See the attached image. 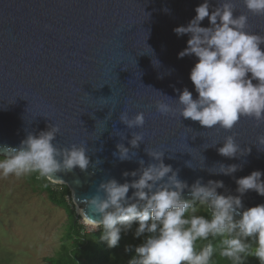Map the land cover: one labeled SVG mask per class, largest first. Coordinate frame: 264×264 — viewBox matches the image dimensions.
Returning <instances> with one entry per match:
<instances>
[{"label":"water","instance_id":"1","mask_svg":"<svg viewBox=\"0 0 264 264\" xmlns=\"http://www.w3.org/2000/svg\"><path fill=\"white\" fill-rule=\"evenodd\" d=\"M201 3L0 0V145L18 146L28 132L38 134L49 124L60 129L53 141L58 148L83 145L90 159L87 171L75 168L58 174L62 179L48 180L68 188L75 209L83 207L80 198L96 193L101 180L115 178L123 183L133 179L122 173L137 169L139 159L145 164L151 161L145 148L164 152V163L178 169L179 178L189 185L197 178L203 183L221 180L225 188L218 192L238 195L235 178L260 170L264 180V150H258L264 146L256 140L264 134V123L241 117L229 131L206 129L178 112L161 114L156 109L158 99L176 106L156 90L173 99L179 94L174 89L185 87L194 99L198 95L189 78L197 58H178L188 35L177 36L173 29L186 25ZM210 3L215 6L216 0ZM235 3L234 15L245 12L249 17L247 30L264 35V16L248 13L242 0ZM201 26H209L207 18ZM121 111L129 117L142 112L143 126L128 129L119 120ZM131 132L144 138L138 148L128 144ZM227 135L251 152L238 158L220 155L216 149ZM117 143L129 147L133 159L114 157ZM220 163L242 167L232 176L208 171ZM77 179L79 185L74 183ZM241 198L245 208L264 204V196L253 190ZM75 217H79L77 211Z\"/></svg>","mask_w":264,"mask_h":264},{"label":"clouds","instance_id":"2","mask_svg":"<svg viewBox=\"0 0 264 264\" xmlns=\"http://www.w3.org/2000/svg\"><path fill=\"white\" fill-rule=\"evenodd\" d=\"M242 3L248 13L264 16V0H242ZM195 13L186 25L177 26L173 31L177 36L188 35L187 46L178 53V58L186 55L197 58L189 78L198 95L194 99L185 87L174 89L179 94L173 99L156 90L176 102L174 107L158 99L157 111L178 112L181 118L198 121L206 129L219 127L229 131L241 117L264 123V50L261 49L264 35L247 30L249 17L245 12L234 15L235 0H216L215 6L210 0H203L195 7ZM205 18L209 21L207 27L201 26ZM119 120L128 129L142 127L145 122L142 112L129 117L121 111ZM59 131L57 125L49 124L47 130L38 134L28 132L18 146L0 145L3 157L0 176L19 178L37 174V178L51 181L62 179L58 174L70 173L75 168L86 172L90 166L86 148L75 144L58 148L53 141ZM256 140L264 146V134ZM141 142H144L143 136L131 132L128 144L138 148ZM115 147L113 156L118 160L133 159L129 147L123 143ZM216 150L227 158L251 152L247 146L241 148L233 135L225 136L222 146ZM145 152L150 162L145 164L139 159L137 169L122 173L133 179L123 183L115 178L101 180L95 194L80 198L83 207L78 208V214L94 230H101L100 239L109 248L116 247L121 233L132 230L135 224L134 237H143V241L125 249L134 251L128 264H211L213 244L208 242L199 250L196 248L198 240L208 241L209 237L220 238L219 255L233 264H243L249 256L264 264V204L245 208L241 198L250 190L264 196L260 170L235 178L238 195L224 194L217 191L225 188L223 181L210 179L203 183L202 178H197L189 185L179 178L178 169L164 163V152L149 148ZM185 165L193 168L190 161ZM241 167L220 163L208 171L232 176ZM74 183L79 185L80 181L77 179ZM130 189L132 192L128 195ZM201 208L210 216L198 214Z\"/></svg>","mask_w":264,"mask_h":264},{"label":"rangeland","instance_id":"3","mask_svg":"<svg viewBox=\"0 0 264 264\" xmlns=\"http://www.w3.org/2000/svg\"><path fill=\"white\" fill-rule=\"evenodd\" d=\"M66 202L78 211L70 195ZM77 218L83 232L95 231ZM67 223L65 211L49 202L28 176H0V264H48L46 258L58 251Z\"/></svg>","mask_w":264,"mask_h":264},{"label":"trees","instance_id":"4","mask_svg":"<svg viewBox=\"0 0 264 264\" xmlns=\"http://www.w3.org/2000/svg\"><path fill=\"white\" fill-rule=\"evenodd\" d=\"M28 181L34 184L41 192L46 193L49 202L62 208L67 217L68 223L60 239V246L53 257L46 258L48 264H128L129 259L134 255V251H126V248H134L143 241V237H134V229L127 233H121V238L116 247L109 248L105 241L100 239L101 230L92 232H83V227L77 223L78 218L72 206L66 202V197L70 195L65 185L54 186L55 184L46 179L37 178V174L28 176ZM47 184V187L43 185ZM200 215L210 216V214L201 209ZM219 237H209L208 241L196 242V248H199L208 242L213 244L215 249L211 264H233V262L219 255L218 244ZM250 242V241H249ZM243 264H259L255 257H247Z\"/></svg>","mask_w":264,"mask_h":264},{"label":"bare ground","instance_id":"5","mask_svg":"<svg viewBox=\"0 0 264 264\" xmlns=\"http://www.w3.org/2000/svg\"><path fill=\"white\" fill-rule=\"evenodd\" d=\"M57 184H61V183H59V182H56ZM78 208H80V207H77V210H78ZM78 212V211H77ZM79 217L81 218V220H83V222H84V224L85 225H87L88 227L90 226L88 223H87V221L85 220V218H83V216L82 215H79Z\"/></svg>","mask_w":264,"mask_h":264}]
</instances>
